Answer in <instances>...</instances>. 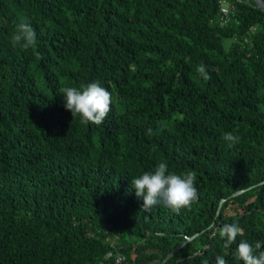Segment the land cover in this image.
<instances>
[{"label": "trees", "instance_id": "obj_1", "mask_svg": "<svg viewBox=\"0 0 264 264\" xmlns=\"http://www.w3.org/2000/svg\"><path fill=\"white\" fill-rule=\"evenodd\" d=\"M219 1L0 0V264H242L264 241V12L224 0L220 25ZM21 21L35 48L12 45ZM91 82L113 96L99 126L60 92ZM162 161L197 173L179 214L131 185ZM234 222L225 248L208 226Z\"/></svg>", "mask_w": 264, "mask_h": 264}, {"label": "clouds", "instance_id": "obj_2", "mask_svg": "<svg viewBox=\"0 0 264 264\" xmlns=\"http://www.w3.org/2000/svg\"><path fill=\"white\" fill-rule=\"evenodd\" d=\"M10 41L13 46L22 50H28L37 46L36 32L27 22L21 21L15 24ZM38 59L43 55L36 53ZM197 73L205 80L211 79L206 71V66L200 64L196 68ZM63 97L64 107L72 117L78 116L82 125H101L113 103V96L109 90L101 86L99 82L82 84L79 88L66 86L60 89ZM149 128L147 134H151ZM222 139L232 147L239 143L240 136L227 132ZM197 173L193 170H186L182 173L170 172L168 163H158L154 170L147 171L131 180V185L136 191L137 197L143 198V209L150 210L158 203L170 208L179 214L181 209L190 208L198 199V189L195 186ZM209 230H215L221 239L224 240V247L229 248L236 243L237 237L244 236V229L238 222L223 224L219 228L215 224L208 226ZM236 258L242 264H264V241H256L250 244L247 240L241 239L235 250ZM201 264H209L207 258ZM215 264H228L227 260L217 255Z\"/></svg>", "mask_w": 264, "mask_h": 264}, {"label": "built area", "instance_id": "obj_3", "mask_svg": "<svg viewBox=\"0 0 264 264\" xmlns=\"http://www.w3.org/2000/svg\"><path fill=\"white\" fill-rule=\"evenodd\" d=\"M230 9L231 7L226 1L224 0L219 1L218 21L220 25L225 24L227 22Z\"/></svg>", "mask_w": 264, "mask_h": 264}, {"label": "water", "instance_id": "obj_4", "mask_svg": "<svg viewBox=\"0 0 264 264\" xmlns=\"http://www.w3.org/2000/svg\"><path fill=\"white\" fill-rule=\"evenodd\" d=\"M252 2L255 4V6L262 12H264V3L261 1V0H252ZM242 191H237L233 194L230 195V197H233L235 195H238L240 194ZM192 238V237H191ZM191 238L187 239V240H190Z\"/></svg>", "mask_w": 264, "mask_h": 264}, {"label": "rangeland", "instance_id": "obj_5", "mask_svg": "<svg viewBox=\"0 0 264 264\" xmlns=\"http://www.w3.org/2000/svg\"><path fill=\"white\" fill-rule=\"evenodd\" d=\"M119 260H120V257H117V258L115 259L116 262H118Z\"/></svg>", "mask_w": 264, "mask_h": 264}]
</instances>
